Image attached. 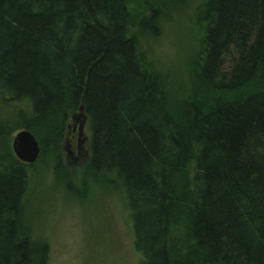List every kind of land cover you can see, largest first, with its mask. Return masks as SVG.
I'll return each mask as SVG.
<instances>
[{
	"label": "trees",
	"instance_id": "16d2710c",
	"mask_svg": "<svg viewBox=\"0 0 264 264\" xmlns=\"http://www.w3.org/2000/svg\"><path fill=\"white\" fill-rule=\"evenodd\" d=\"M145 2L141 29L155 33L185 0ZM197 19L201 51L174 106L128 36L126 0H0V264H49L21 221L34 171L11 140L29 130L64 175L81 106L83 178L125 199L140 264H264V0H203Z\"/></svg>",
	"mask_w": 264,
	"mask_h": 264
},
{
	"label": "rangeland",
	"instance_id": "374dc122",
	"mask_svg": "<svg viewBox=\"0 0 264 264\" xmlns=\"http://www.w3.org/2000/svg\"><path fill=\"white\" fill-rule=\"evenodd\" d=\"M126 2L128 36L139 38L147 67L167 88L175 106L189 93L193 66L201 51L204 23L197 15L203 0H185L183 6L162 11L155 33L141 29L142 21L151 14L145 0ZM247 92L241 90L231 97ZM74 123L73 117L64 143V175H56L47 153L33 164L21 221L36 242L47 244L49 264H140L125 199L103 178H83L90 134L86 125L80 137L78 127L73 132Z\"/></svg>",
	"mask_w": 264,
	"mask_h": 264
},
{
	"label": "water",
	"instance_id": "95a60500",
	"mask_svg": "<svg viewBox=\"0 0 264 264\" xmlns=\"http://www.w3.org/2000/svg\"><path fill=\"white\" fill-rule=\"evenodd\" d=\"M75 127H78L79 136H83L87 124V116L84 106H81L79 112L74 116ZM12 150L16 158L28 165L34 164L40 156V145L29 130H21L13 137Z\"/></svg>",
	"mask_w": 264,
	"mask_h": 264
},
{
	"label": "flooded vegetation",
	"instance_id": "af4514ba",
	"mask_svg": "<svg viewBox=\"0 0 264 264\" xmlns=\"http://www.w3.org/2000/svg\"><path fill=\"white\" fill-rule=\"evenodd\" d=\"M73 132H76V127H74Z\"/></svg>",
	"mask_w": 264,
	"mask_h": 264
}]
</instances>
